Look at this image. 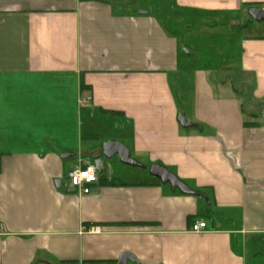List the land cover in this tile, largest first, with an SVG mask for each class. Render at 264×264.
<instances>
[{"label":"crops","instance_id":"crops-1","mask_svg":"<svg viewBox=\"0 0 264 264\" xmlns=\"http://www.w3.org/2000/svg\"><path fill=\"white\" fill-rule=\"evenodd\" d=\"M155 2L0 0V264L263 263L264 23L247 11L264 0L166 2L228 21L247 111ZM112 140L139 165L104 157ZM99 157L80 193L67 171ZM199 219L207 229L190 231Z\"/></svg>","mask_w":264,"mask_h":264},{"label":"rangeland","instance_id":"rangeland-1","mask_svg":"<svg viewBox=\"0 0 264 264\" xmlns=\"http://www.w3.org/2000/svg\"><path fill=\"white\" fill-rule=\"evenodd\" d=\"M160 2L162 6L161 4L157 5L156 2L154 3L153 12L159 10V14H166L167 18L164 24L168 31L173 32L177 30L182 36V43L186 48L194 50L200 58L206 60L204 62L205 64L209 61V75L211 76V79L216 80L215 82H220V80L226 78L229 80L231 79L233 84L232 93L238 96L241 102H243L244 111H247L246 108L249 107H257V104L254 103V101L251 102L250 99L251 95L248 87L249 82L245 81L248 77L235 70L238 61V36L236 38L233 37V32L228 25L224 26V24H226V19L222 16L211 13H197L184 9L182 10L172 4L168 7L166 6L167 0H160ZM247 17L253 25H255V23H260L253 20L249 15ZM176 21L180 22L176 23ZM226 22L228 23V21ZM244 22L243 19H239L240 24ZM216 23H221V25L214 26ZM247 23L249 24V22ZM262 23H264V21ZM257 32L258 29L256 26H253V30H249L248 34ZM242 35L243 34H240V37H242ZM213 37H215V40ZM230 37H232V40L230 43H226L225 40L230 39ZM236 91H238V93ZM262 102L264 103V101ZM186 114L187 113L185 112L184 115L186 116ZM98 126L99 124H97V127ZM97 132L101 135L103 134L101 127H99V131ZM100 134L98 136H100ZM131 167L135 170L140 168L137 166ZM136 171L139 172V170ZM144 176L145 179H149L150 177L149 174ZM134 178H140V175H135ZM248 264H250V261ZM262 264H264V260Z\"/></svg>","mask_w":264,"mask_h":264},{"label":"water","instance_id":"water-1","mask_svg":"<svg viewBox=\"0 0 264 264\" xmlns=\"http://www.w3.org/2000/svg\"><path fill=\"white\" fill-rule=\"evenodd\" d=\"M248 15L255 21H264V8L257 6H251L248 8ZM178 120L183 125H188L182 115H178ZM102 154L106 158H110L117 155L118 159L125 164L139 165V162L130 156L129 148L119 141H105L102 143ZM65 156V155H63ZM93 164L97 170V173L102 171V158H95ZM148 172L153 177H156L161 183H168L172 188H177L183 193L195 194L196 192L190 189L181 179H179L175 173L170 171L164 165L159 163H152L148 167Z\"/></svg>","mask_w":264,"mask_h":264},{"label":"built area","instance_id":"built-area-1","mask_svg":"<svg viewBox=\"0 0 264 264\" xmlns=\"http://www.w3.org/2000/svg\"><path fill=\"white\" fill-rule=\"evenodd\" d=\"M88 100V98H84ZM67 179L73 187L80 193H89L91 185L98 180L97 170L93 163L79 167H72L67 171ZM190 231L201 232L207 229V223L203 219L194 221L190 226Z\"/></svg>","mask_w":264,"mask_h":264},{"label":"trees","instance_id":"trees-1","mask_svg":"<svg viewBox=\"0 0 264 264\" xmlns=\"http://www.w3.org/2000/svg\"><path fill=\"white\" fill-rule=\"evenodd\" d=\"M238 93V91H236ZM261 109L264 111V103L260 104ZM241 110L244 111L243 102L241 103ZM117 112V111H116Z\"/></svg>","mask_w":264,"mask_h":264}]
</instances>
